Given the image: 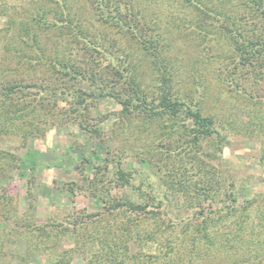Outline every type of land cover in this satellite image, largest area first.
I'll list each match as a JSON object with an SVG mask.
<instances>
[{"label":"trees","instance_id":"16d2710c","mask_svg":"<svg viewBox=\"0 0 264 264\" xmlns=\"http://www.w3.org/2000/svg\"><path fill=\"white\" fill-rule=\"evenodd\" d=\"M83 1L89 11L83 20L66 0L51 11V23L48 15L32 17L56 37L46 46L31 24L8 23L5 35L12 38L4 52L31 71L5 80L1 69L0 182L13 180L20 160L3 141L14 136L23 142L62 119L98 134L88 99L100 95L122 106L120 127L141 143L134 154L160 174L163 191L147 182L138 201L104 197V213L76 212L75 247L52 264H73L81 250L82 264H264V194L240 201L232 177L206 161L219 159L228 136L202 103L211 87L215 103L221 94L242 100L250 105L245 132H264L262 112L248 109L264 103V0ZM180 42L201 49L188 75L174 54ZM80 82L92 92L76 89ZM57 96H70L73 109L58 108ZM102 175L97 167L94 196L101 186L127 188L133 177L121 170L115 180ZM88 223L100 228L89 233ZM27 228L33 238L38 234L37 244L56 250L58 233H37L42 228L32 223Z\"/></svg>","mask_w":264,"mask_h":264},{"label":"rangeland","instance_id":"374dc122","mask_svg":"<svg viewBox=\"0 0 264 264\" xmlns=\"http://www.w3.org/2000/svg\"><path fill=\"white\" fill-rule=\"evenodd\" d=\"M66 1L72 5L74 14L81 18L89 17L88 7L83 0ZM61 2L63 0H0V75L1 69H5L3 79L17 78L19 74L31 71L28 67L20 70L15 59L4 52L5 45L9 44L8 38H12L5 35L10 20L15 19L18 23L24 21L31 24L30 27L34 26L40 32L42 46H46V39L54 41L56 37L43 24L44 21L37 25L32 17L37 14L48 15L45 21L51 23L52 12ZM175 49L177 51L174 54H179L181 59L178 63H182L180 66L188 75L191 64L202 55L201 49L189 43L184 45L183 42L178 43ZM145 71L149 73L148 69ZM187 79V76H182V85L189 89ZM76 89L92 92L81 82L76 85ZM216 94L217 91L211 87L204 94L202 103L206 111L214 114L224 126L228 137L221 146L223 151L218 153L219 159L206 161L232 177L240 201L252 199L264 194V167L260 163L264 132H258L259 129L252 135L245 132L244 128L247 127L244 126H249L250 121L245 112L249 104L247 106L242 100L236 99L231 102L228 94H221L223 100L215 103ZM197 98L200 99V96ZM55 99L58 108L73 109L68 102L70 96H57ZM88 103L94 119L90 125L98 134H90L76 122L62 119L59 125L54 120L48 121L41 131L24 140V143L21 138L14 136L2 142V148L15 153L20 160L13 180L0 182V264H52L59 253L75 247L71 223L76 219V212L104 213V197L138 201L142 197L140 192L148 191L147 182L160 192L163 191L160 174L149 170V165L135 155L137 152L134 154V147H140L141 143L135 141L131 131L124 132L120 127L122 106L100 95H94L88 99ZM248 109L255 113L262 112L264 116V103L261 107ZM126 135L130 136L129 139H126ZM124 149L129 151L125 154ZM212 153L215 155L213 150ZM97 167L102 168L105 180H115L118 170L132 172L131 184L127 188L116 184L105 186L106 189L101 186L94 196L90 182L95 178ZM98 178L100 180V175ZM30 223L42 228L37 233L59 234L60 237L51 246L58 245L55 251L54 248L47 251L44 246L37 244L38 234L33 238L27 228ZM105 224L102 221L100 227ZM60 225L70 228L65 230ZM87 225L89 233L100 228V223ZM84 260V250L74 253L73 264H82Z\"/></svg>","mask_w":264,"mask_h":264}]
</instances>
